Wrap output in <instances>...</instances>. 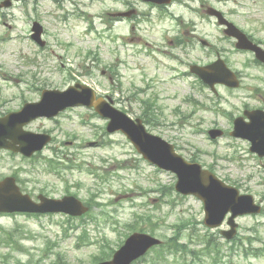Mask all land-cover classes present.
Returning a JSON list of instances; mask_svg holds the SVG:
<instances>
[{"label": "rangeland", "instance_id": "1", "mask_svg": "<svg viewBox=\"0 0 264 264\" xmlns=\"http://www.w3.org/2000/svg\"><path fill=\"white\" fill-rule=\"evenodd\" d=\"M130 1L135 2L140 22H115L110 13L122 9L118 0H61V6L54 0H24L0 11V117L27 101H38L44 88L65 89L75 83L112 96L114 104L134 118L143 114L140 97L151 95L161 108L150 117V132L173 142L185 158L195 156L205 167L218 156L214 172L264 204V158L250 152L247 140L228 133L214 143L206 134L215 126L233 129L232 119L215 109L235 118L246 108H264V65H257L252 53L236 49L216 18L204 10L207 6L221 9L264 47V0H176L162 8ZM34 21L43 25V47L31 37ZM194 34L213 46L202 47ZM178 36L195 41L196 48L175 47L170 41ZM217 52L240 73L242 85L235 89L217 85L218 94L206 86L203 92L193 90L190 81L196 76L183 73L191 63L214 61ZM191 92L201 106L188 101ZM94 113L75 107L55 119L39 118L27 124L28 130L48 131L54 137L34 159L0 149V179L15 174L29 193L49 192L54 197L63 196L71 186L95 211L92 217L0 215V235L15 243L12 248L0 241V264H59L58 253L69 264H92L102 245L119 248L130 233L129 224L134 223L155 230L161 238L179 229L182 241L198 249L204 246L205 235L215 233L223 251H228L218 264H264V255L255 256L250 248L264 245V214L239 217L238 239L225 240L218 229L205 226L200 199L180 196L175 189L165 195L161 187H174L176 177L144 160L121 132L107 133V120ZM184 115L188 118L182 123ZM92 141L96 143L90 145ZM58 155L64 159L56 171L67 183L47 165L48 159ZM69 163L83 168H63ZM87 169L106 176L107 182ZM95 201L105 206H95ZM75 226L87 227L92 245L76 246L79 232L71 229ZM4 229L7 233L1 232ZM66 229L69 236L64 235ZM240 249H247L248 256L240 254ZM177 256L181 258L169 256L170 264H214L202 251Z\"/></svg>", "mask_w": 264, "mask_h": 264}, {"label": "water", "instance_id": "2", "mask_svg": "<svg viewBox=\"0 0 264 264\" xmlns=\"http://www.w3.org/2000/svg\"><path fill=\"white\" fill-rule=\"evenodd\" d=\"M151 1L162 3L169 0ZM6 4H9V0ZM35 29L37 33L34 37L39 40L41 28L36 24ZM226 31L239 38L238 47L253 49L260 59L263 58L264 50L249 42L246 36L233 24H229V29ZM196 70L212 84L215 81H223L231 86L237 85L233 80V73L223 61H219L206 69L196 68ZM220 73V78L209 80L212 76ZM78 86H81L83 90L79 91L74 86L64 91L44 90L41 101L27 103L21 111L0 118V148L7 147L31 155L35 150L42 149L50 137L46 134L24 131L25 124L39 116H55L69 106L87 104L95 106L101 115L111 119L110 131L122 130L147 159L162 168L176 172L179 177L176 189L185 194H196L204 201L208 225L217 226L221 224L225 215L232 211L233 215L229 222L233 225V229L224 232L228 237H232L236 232L234 218L237 215L259 211V207L254 204L251 195H240L238 189L225 185L210 171L202 170L199 164L187 162L182 156L175 153L172 144L159 136L149 134L140 119L134 122L105 100L96 99L90 88L79 84ZM249 116L251 118L250 123L245 122L243 118L236 120L234 134L249 138L253 142L252 150L264 156V113L258 111L249 114ZM41 198L44 203L36 204L28 197H21L19 189L15 185V179L12 177L0 182V211H65L73 215H80L87 210L80 201L73 197L61 201ZM160 242L158 238L148 234L134 233L127 239L124 246L116 252L113 260L100 264H131L153 245Z\"/></svg>", "mask_w": 264, "mask_h": 264}, {"label": "trees", "instance_id": "3", "mask_svg": "<svg viewBox=\"0 0 264 264\" xmlns=\"http://www.w3.org/2000/svg\"><path fill=\"white\" fill-rule=\"evenodd\" d=\"M177 235V234H176ZM178 237L173 236L167 240V242L163 243L159 246L158 250H156V254L149 259L148 261L151 262V264H162V261H166L169 254L177 253V252H187L192 254H200V251L198 249L191 250L188 249V246H185L184 243H172V240H176ZM179 239V238H178ZM211 243V246H210ZM206 249L204 250V253L211 259H213V263L217 264L220 260H222V257L219 255V252L221 251L218 241L213 242L210 241ZM113 250V249H112ZM261 251H264V249H259ZM112 255V251H109L107 249H103L99 255L96 256V259H104L109 258Z\"/></svg>", "mask_w": 264, "mask_h": 264}]
</instances>
